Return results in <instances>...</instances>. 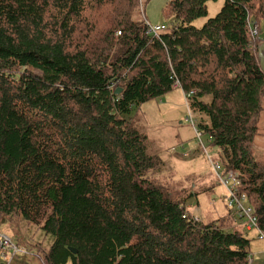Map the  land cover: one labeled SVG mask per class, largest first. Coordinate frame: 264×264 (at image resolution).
I'll return each instance as SVG.
<instances>
[{"label":"trees","instance_id":"1","mask_svg":"<svg viewBox=\"0 0 264 264\" xmlns=\"http://www.w3.org/2000/svg\"><path fill=\"white\" fill-rule=\"evenodd\" d=\"M212 1L172 0L154 37L142 0H0V220L53 238L35 244L39 264H250L264 242V0H224L193 27ZM173 90L254 227L227 204L204 223L186 208L197 192L163 182L129 117Z\"/></svg>","mask_w":264,"mask_h":264},{"label":"rangeland","instance_id":"2","mask_svg":"<svg viewBox=\"0 0 264 264\" xmlns=\"http://www.w3.org/2000/svg\"><path fill=\"white\" fill-rule=\"evenodd\" d=\"M171 1L142 0V16L150 26H167L170 20L165 17L163 10ZM223 2L224 0L207 2V16L194 20L192 26L201 28L207 19L213 18L219 12ZM189 115L181 90H173L160 99L142 104L133 110L129 118L134 119L138 132L146 136L153 146L151 148L163 162L166 174L171 173L172 178L163 182L180 189L184 186H187L186 189L192 187L197 193L186 202V208L204 223L217 222L229 213L226 206L228 193L216 180L210 164V161L218 162V153L210 146L207 136L196 137L193 129L196 115ZM178 192L179 190L173 191V195L176 196ZM232 217L235 221L236 217ZM0 233L28 251L27 255L16 254L9 264H39L35 255V244L41 243L49 247L53 241L52 237L26 225L21 219H1ZM246 236L252 239L255 235L248 233ZM258 243L264 246V242L257 240L251 247L253 259L250 264H264V248L261 250V247H258V253L255 251ZM260 250L262 255L259 254Z\"/></svg>","mask_w":264,"mask_h":264},{"label":"built area","instance_id":"3","mask_svg":"<svg viewBox=\"0 0 264 264\" xmlns=\"http://www.w3.org/2000/svg\"><path fill=\"white\" fill-rule=\"evenodd\" d=\"M146 24L149 28V33L154 37H158L160 33L166 31V26L164 25L150 26L148 23ZM253 28L254 30H252V35L255 36L257 34V30L255 27ZM173 88L174 89L179 88V83L177 80L174 81ZM210 164H211V168L215 172H218L220 170V166L217 163H213L210 161ZM220 183L226 188L228 193V198L226 200L227 205L231 208L239 210V212L242 213L245 216V218H247L248 229L254 227L255 220L252 216V209L246 205V200L244 196L240 198L237 196L236 177H234L232 173H229L227 177L220 179ZM16 254L27 255L28 252L26 249L18 246L17 244L12 243L7 236L2 235L0 233V264H9L11 259Z\"/></svg>","mask_w":264,"mask_h":264},{"label":"crops","instance_id":"4","mask_svg":"<svg viewBox=\"0 0 264 264\" xmlns=\"http://www.w3.org/2000/svg\"><path fill=\"white\" fill-rule=\"evenodd\" d=\"M258 127H259V130H258V135L254 141V147L259 151V153H261V155H264V104L262 106V112L260 115ZM260 247H261V250L264 248L263 245H261ZM261 250L259 251L260 255L263 254L261 253ZM255 251L258 253L257 250ZM257 264H261V263L258 262Z\"/></svg>","mask_w":264,"mask_h":264},{"label":"water","instance_id":"5","mask_svg":"<svg viewBox=\"0 0 264 264\" xmlns=\"http://www.w3.org/2000/svg\"><path fill=\"white\" fill-rule=\"evenodd\" d=\"M259 54H260V65L261 69L264 74V44L259 48ZM119 91H116L115 94H119ZM74 255L76 254V250L69 249Z\"/></svg>","mask_w":264,"mask_h":264}]
</instances>
